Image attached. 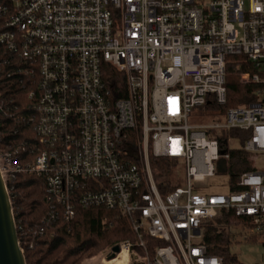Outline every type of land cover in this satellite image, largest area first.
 <instances>
[{
    "label": "built area",
    "instance_id": "built-area-1",
    "mask_svg": "<svg viewBox=\"0 0 264 264\" xmlns=\"http://www.w3.org/2000/svg\"><path fill=\"white\" fill-rule=\"evenodd\" d=\"M1 50L30 77L39 140L24 163L0 150L8 191L26 173L45 180L68 220L73 199L119 211L136 234L118 244L127 264H224L203 236L223 210L264 248V0H0ZM232 64L256 100L228 103ZM105 65L125 74V97H111ZM197 107L224 113L192 125ZM233 130L247 133L255 167L238 176L237 191ZM151 156L176 161L185 186L159 180ZM219 174L229 177L225 193L204 184Z\"/></svg>",
    "mask_w": 264,
    "mask_h": 264
},
{
    "label": "trees",
    "instance_id": "trees-1",
    "mask_svg": "<svg viewBox=\"0 0 264 264\" xmlns=\"http://www.w3.org/2000/svg\"><path fill=\"white\" fill-rule=\"evenodd\" d=\"M13 58L5 50L0 51V150L17 153L18 160L24 163L33 160L39 152L35 122L30 119L36 114L33 108L35 100L29 97L32 89L30 77L17 68ZM239 71L237 64L227 69L228 103L256 100V87L241 84ZM125 78L124 73L111 65L104 66L103 79L113 99L125 97ZM218 110L220 116L223 115L224 108ZM230 134L239 141L238 146L230 150L229 163L233 184L231 191H237L235 183L238 176L255 167L243 148L247 133L233 130ZM225 143L222 137L223 150L227 149ZM150 161L159 180L165 177L168 185L173 182L172 175L179 169L176 161L154 156ZM9 193L27 264H82L84 259L97 256L123 241L136 240L132 221L117 210L84 207L73 199L75 216L68 220L64 206L52 208L47 198L45 180L36 175L19 174L9 184ZM52 213L56 215L55 218L51 217ZM241 220L233 210H223L203 224V236L209 253L220 256L224 264H242L231 250L234 239L231 230ZM145 238L151 244L150 238ZM247 241H259V238L252 235Z\"/></svg>",
    "mask_w": 264,
    "mask_h": 264
},
{
    "label": "rangeland",
    "instance_id": "rangeland-1",
    "mask_svg": "<svg viewBox=\"0 0 264 264\" xmlns=\"http://www.w3.org/2000/svg\"><path fill=\"white\" fill-rule=\"evenodd\" d=\"M213 111L211 107H197L193 109L190 116V124L192 125H205L215 123L220 119V115L211 117L210 113ZM234 148L238 146V142L232 145ZM260 165L264 168V159L260 160ZM173 185L185 186L186 178L185 174L175 173L172 175ZM229 183V177L224 175H218L216 177H210L206 179V184L210 190L219 193H225L227 191ZM233 244L231 250L235 253L242 264H263L264 262V248L259 241H247L250 237L247 232H244L238 225H234L232 228ZM111 253L107 251L100 253L92 258H86L82 264H105L104 260L109 261ZM117 255L115 258L116 259ZM112 259V260H113ZM120 261V262H119ZM113 264H127L126 259H120Z\"/></svg>",
    "mask_w": 264,
    "mask_h": 264
},
{
    "label": "water",
    "instance_id": "water-1",
    "mask_svg": "<svg viewBox=\"0 0 264 264\" xmlns=\"http://www.w3.org/2000/svg\"><path fill=\"white\" fill-rule=\"evenodd\" d=\"M224 153V152H222ZM221 170H223L221 168ZM121 251L119 245L113 247L109 256L112 260ZM0 264H27L21 247L14 209L6 182L0 168Z\"/></svg>",
    "mask_w": 264,
    "mask_h": 264
},
{
    "label": "bare ground",
    "instance_id": "bare-ground-1",
    "mask_svg": "<svg viewBox=\"0 0 264 264\" xmlns=\"http://www.w3.org/2000/svg\"><path fill=\"white\" fill-rule=\"evenodd\" d=\"M127 257H128V256H127L126 251H123V252L120 253L118 259H113V260H109V261H104V263H105V264H113V263L119 261L120 259H126V260H127ZM119 262H120V261H119Z\"/></svg>",
    "mask_w": 264,
    "mask_h": 264
}]
</instances>
